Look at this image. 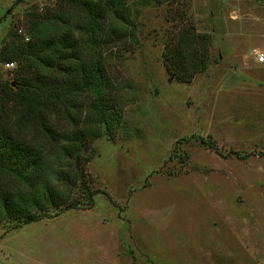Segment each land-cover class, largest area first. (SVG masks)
Instances as JSON below:
<instances>
[{
    "label": "rangeland",
    "instance_id": "374dc122",
    "mask_svg": "<svg viewBox=\"0 0 264 264\" xmlns=\"http://www.w3.org/2000/svg\"><path fill=\"white\" fill-rule=\"evenodd\" d=\"M126 2L137 42L101 47L121 109L112 135L102 124L91 143L93 204L0 221V264H264V0ZM61 10L79 14L58 0H0V47L35 18L67 25ZM181 18L209 34L207 66L190 81L163 59ZM13 70L0 60L12 87Z\"/></svg>",
    "mask_w": 264,
    "mask_h": 264
},
{
    "label": "trees",
    "instance_id": "16d2710c",
    "mask_svg": "<svg viewBox=\"0 0 264 264\" xmlns=\"http://www.w3.org/2000/svg\"><path fill=\"white\" fill-rule=\"evenodd\" d=\"M58 2L80 19L69 21L63 10L57 17L67 25L35 18L27 40L13 30L0 47V60L16 61L10 68L16 85L0 80V221H14L13 227L93 204L99 189L90 187L86 169L91 143L102 124L112 135L121 109L101 47L137 42L136 12L126 0ZM182 19L163 59L177 78L190 81L207 66L209 34ZM77 186L84 199L73 195Z\"/></svg>",
    "mask_w": 264,
    "mask_h": 264
},
{
    "label": "built area",
    "instance_id": "2783aa9c",
    "mask_svg": "<svg viewBox=\"0 0 264 264\" xmlns=\"http://www.w3.org/2000/svg\"><path fill=\"white\" fill-rule=\"evenodd\" d=\"M19 32H22V29H21V28H19ZM24 37H25V40L28 39V35H24ZM258 60H259V61L264 60V54L260 53V54L258 55ZM3 65H4L7 69H10V68H13V67L16 65V61H5V62H3Z\"/></svg>",
    "mask_w": 264,
    "mask_h": 264
},
{
    "label": "crops",
    "instance_id": "0c3cea01",
    "mask_svg": "<svg viewBox=\"0 0 264 264\" xmlns=\"http://www.w3.org/2000/svg\"><path fill=\"white\" fill-rule=\"evenodd\" d=\"M258 62H263L264 60H262V61H259V60H257Z\"/></svg>",
    "mask_w": 264,
    "mask_h": 264
}]
</instances>
